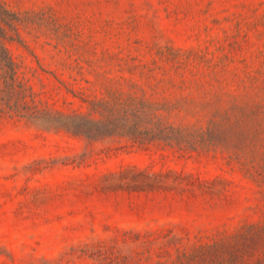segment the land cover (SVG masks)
<instances>
[{
	"label": "rangeland",
	"instance_id": "1",
	"mask_svg": "<svg viewBox=\"0 0 264 264\" xmlns=\"http://www.w3.org/2000/svg\"><path fill=\"white\" fill-rule=\"evenodd\" d=\"M0 5V264H264L210 248L264 225L228 121L264 103V0ZM141 103L215 144L136 139Z\"/></svg>",
	"mask_w": 264,
	"mask_h": 264
},
{
	"label": "trees",
	"instance_id": "2",
	"mask_svg": "<svg viewBox=\"0 0 264 264\" xmlns=\"http://www.w3.org/2000/svg\"><path fill=\"white\" fill-rule=\"evenodd\" d=\"M7 53V48L0 44L1 59L7 57ZM125 115H131L134 122L129 127L132 128L135 138L141 141L165 139L181 143L180 145L185 144L192 149L215 144L214 131L217 132V124L208 126L205 130L169 125L165 123L164 117L148 103L137 105L130 113L124 110L120 118L124 119ZM228 121L235 130H238L239 135H245L247 139H254L257 136L264 141V103L251 108L235 109L234 112L228 114ZM80 125H78L79 128ZM238 157L241 156L238 155ZM241 163L250 178L261 185L264 184V163H259L255 159L241 161ZM262 238H264V225L250 224L247 228L233 235L232 239L227 238L224 242L216 241L210 248L214 249L220 256L229 252L227 250L233 251L234 255L237 250L250 248L251 242L258 243Z\"/></svg>",
	"mask_w": 264,
	"mask_h": 264
}]
</instances>
